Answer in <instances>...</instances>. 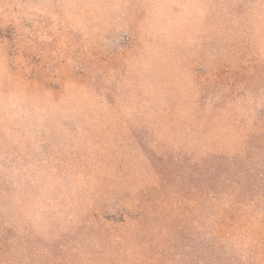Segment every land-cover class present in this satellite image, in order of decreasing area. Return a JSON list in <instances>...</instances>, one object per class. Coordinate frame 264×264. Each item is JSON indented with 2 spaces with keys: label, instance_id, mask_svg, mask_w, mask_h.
Masks as SVG:
<instances>
[{
  "label": "rangeland",
  "instance_id": "obj_1",
  "mask_svg": "<svg viewBox=\"0 0 264 264\" xmlns=\"http://www.w3.org/2000/svg\"><path fill=\"white\" fill-rule=\"evenodd\" d=\"M0 264H264V0H0Z\"/></svg>",
  "mask_w": 264,
  "mask_h": 264
}]
</instances>
